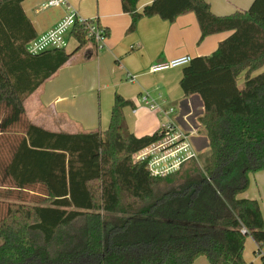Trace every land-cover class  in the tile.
Returning a JSON list of instances; mask_svg holds the SVG:
<instances>
[{
  "label": "trees",
  "instance_id": "16d2710c",
  "mask_svg": "<svg viewBox=\"0 0 264 264\" xmlns=\"http://www.w3.org/2000/svg\"><path fill=\"white\" fill-rule=\"evenodd\" d=\"M23 1L0 0V264H249L246 238L264 247L260 204L240 197L249 175L264 171V72L252 75L264 65V0L224 16L206 0H153L142 11L139 0H121L128 32L142 17L174 21L188 12L200 41L231 32L193 57L180 82L203 100L207 154L161 175L150 157L135 156L165 130L131 132L124 108L133 101L119 93L103 131H55L25 117L26 98L73 53L28 52L38 34ZM72 32L76 50L92 42L83 25Z\"/></svg>",
  "mask_w": 264,
  "mask_h": 264
},
{
  "label": "crops",
  "instance_id": "0c3cea01",
  "mask_svg": "<svg viewBox=\"0 0 264 264\" xmlns=\"http://www.w3.org/2000/svg\"><path fill=\"white\" fill-rule=\"evenodd\" d=\"M45 1L24 0L22 3L37 34L55 26L73 8L84 18H98L108 37L102 49L92 41L76 50L79 42L74 38L69 40L66 51L73 54L54 75L58 79L51 87L45 88L38 99L42 108L40 124L31 122L62 132L103 131L109 126L115 95L119 93L133 101L132 105L124 108L130 131L136 136L152 135L162 127L159 126L158 115L165 114L140 101L141 94L147 92L163 108H175L173 117L178 126L190 134V141L198 154L209 149L208 137L199 122L204 112L203 100L199 94L185 95L180 84L185 66L156 73L150 72V67L183 55L192 58L209 55L231 32L212 34L200 41L201 31L193 12L182 14L174 21L164 20L157 15L142 17L136 29L128 32L132 17L123 11L121 0H67L65 5L43 8ZM152 1L139 0L138 10L142 11ZM206 1L214 14L224 16L248 9L254 0ZM50 9L53 11L47 12ZM128 74L133 75L134 80L129 81ZM240 77L244 83L245 72ZM50 103L55 105V110L52 115H46L43 108ZM155 112L157 116L149 115ZM249 177V188L240 197L257 200L264 217V171L251 173ZM248 238L255 255L253 262L262 261L258 255V244L252 237ZM260 251L264 254V247ZM243 256L246 262L253 257H247L245 250Z\"/></svg>",
  "mask_w": 264,
  "mask_h": 264
},
{
  "label": "built area",
  "instance_id": "2783aa9c",
  "mask_svg": "<svg viewBox=\"0 0 264 264\" xmlns=\"http://www.w3.org/2000/svg\"><path fill=\"white\" fill-rule=\"evenodd\" d=\"M67 0H47L42 4L43 8L57 7L67 4ZM76 24L83 25L87 32V38L92 39L99 49L104 47L108 37L107 30L102 26L98 18H84L76 10L70 8L69 12L55 26L49 30L40 33L35 39L27 45L30 54H39L51 49H68L69 40L74 38L73 28ZM192 61L190 55H183L169 61L155 63L150 67V72L169 68L182 67ZM129 81L134 80V76L127 75ZM140 101L151 109L165 114L167 121L162 124L165 130L164 138L158 143L146 148L136 154V159H146L150 157L149 168L154 175L166 174L180 168L181 164L190 158H197L198 152L192 146L190 134L180 128L173 117L175 114L174 107L163 108L150 95L145 92L141 94ZM243 232H246L243 229ZM258 249V255L264 262V254Z\"/></svg>",
  "mask_w": 264,
  "mask_h": 264
},
{
  "label": "rangeland",
  "instance_id": "374dc122",
  "mask_svg": "<svg viewBox=\"0 0 264 264\" xmlns=\"http://www.w3.org/2000/svg\"><path fill=\"white\" fill-rule=\"evenodd\" d=\"M51 8H53V7H51ZM48 11H53V10L50 9V10H47V12ZM263 72H264V65L261 66L260 68L256 69V70H254L252 72V75L253 76L254 75H258V74H261ZM57 79H58V76H53L52 78H50L48 81H46L44 83V86L42 88H40L39 91H37L34 95H31L28 98H26L25 106L27 108V112L25 113V117L28 120H31L33 122H36V123L40 124V118L39 117H40V113L42 111V108L40 109V105H39L40 102H39L38 99H39L42 91H44L45 88L47 89V87H51L53 85V82L56 81ZM242 84H243V78L240 77L239 82H238V85L239 86H242ZM52 104L53 103H50L47 108L46 107L43 108L44 111H45V113H46V115L47 114H49V115L51 114L52 115V111L55 110V107H54L55 105L54 104L52 105ZM157 112H155L154 114L149 113V115H155V116H157L156 115V114H158ZM128 116H129V114H128ZM159 117H160V120H159L160 121V123H159L160 125L159 126H162V124L167 121V118L165 116H163V115H161V116L158 115V118ZM162 117H163V119H162ZM206 154L207 153L205 151V155ZM33 195L34 194L30 193V194H28V197H31ZM1 243H2V239L0 238V244ZM250 243H251L250 242V238L247 237L246 238V242H245V249L244 250H245V253H246V256L247 257L250 258L251 255L253 256L252 259H250L249 261H247V263L251 262V264H257V263L258 264H264L260 260H257V262H253V260L255 258V255L251 251L252 250V245ZM193 264H210V263L208 262V260L205 257H199L198 259L195 260V262Z\"/></svg>",
  "mask_w": 264,
  "mask_h": 264
}]
</instances>
